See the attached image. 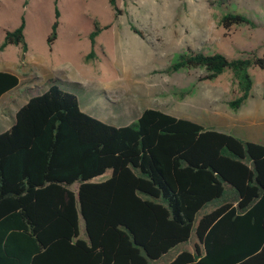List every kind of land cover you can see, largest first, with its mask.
I'll return each instance as SVG.
<instances>
[{
    "label": "trees",
    "instance_id": "1",
    "mask_svg": "<svg viewBox=\"0 0 264 264\" xmlns=\"http://www.w3.org/2000/svg\"><path fill=\"white\" fill-rule=\"evenodd\" d=\"M59 18L56 6L49 45ZM220 21L253 24L237 12ZM25 28L22 16L0 49L20 46L24 59ZM253 66L264 67V57L192 51L167 70L200 67L207 79L230 70L239 95L229 105L238 109L253 89ZM19 84L0 70V98ZM193 233L202 247L163 261ZM0 264H264V144L157 108L115 126L53 83L0 133Z\"/></svg>",
    "mask_w": 264,
    "mask_h": 264
},
{
    "label": "rangeland",
    "instance_id": "2",
    "mask_svg": "<svg viewBox=\"0 0 264 264\" xmlns=\"http://www.w3.org/2000/svg\"><path fill=\"white\" fill-rule=\"evenodd\" d=\"M56 6L58 36L49 45ZM228 12L244 14L253 24L225 27L220 20ZM22 16L25 58L20 46L0 49V70L21 80L0 102V114H6L0 115V132L13 124L10 113L28 96L56 83L78 97L82 110L115 126L157 108L264 144V67L250 68L253 89L238 109L229 105L239 95L230 70L214 79L205 78L200 67L167 70L192 51L264 57V0H116L115 8L110 0H0V45ZM96 25L101 30L92 47ZM196 245L201 243L193 233L163 261Z\"/></svg>",
    "mask_w": 264,
    "mask_h": 264
},
{
    "label": "crops",
    "instance_id": "3",
    "mask_svg": "<svg viewBox=\"0 0 264 264\" xmlns=\"http://www.w3.org/2000/svg\"><path fill=\"white\" fill-rule=\"evenodd\" d=\"M1 71H5V70H1ZM11 72V71H10ZM14 73V72H13ZM16 74V73H15ZM20 82H21V80H20ZM20 85V84H19ZM18 85V86H19ZM17 86V87H18ZM16 87V88H17ZM13 90H15V88L14 89H12V90H10V91H8V92H6L5 94H3V96L0 98V102H1V100H3V98L5 97V96H7L10 92H12ZM40 93H43V92H38V93H36V94H40ZM32 95H30V96H28L16 109H14L11 113H10V115H11V117H12V119H13V123H14V121H15V115H16V112H17V110L23 105V104H25L27 101H28V99L31 97ZM0 115H5L6 116V114H4V113H2V114H0ZM12 126V125H11ZM10 126V127H11ZM9 127V128H10ZM8 128V129H9ZM7 130V129H6ZM3 132V131H2ZM1 133V132H0ZM110 173H111V171H108L104 176H101V177H98V178H96V179H94V181H100V180H103V179H105V178H107L109 175H110ZM214 206L213 205H208L207 207H205L203 210H202V213L201 214H203L204 212H208V211H210L212 208H213ZM186 244V243H185ZM201 247H202V245H201ZM175 249V248H174ZM173 249V250H174ZM183 250V249H182ZM189 250V249H188ZM172 251V250H171ZM181 251V250H180ZM190 251H192V250H190ZM195 251V250H194ZM194 251H192V252H194ZM168 255V254H167ZM167 255H165V257L167 256Z\"/></svg>",
    "mask_w": 264,
    "mask_h": 264
}]
</instances>
